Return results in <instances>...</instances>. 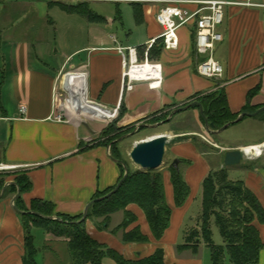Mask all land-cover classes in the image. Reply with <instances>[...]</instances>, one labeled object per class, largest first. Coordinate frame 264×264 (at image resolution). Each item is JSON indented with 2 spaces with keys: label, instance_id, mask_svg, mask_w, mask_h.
<instances>
[{
  "label": "crops",
  "instance_id": "crops-1",
  "mask_svg": "<svg viewBox=\"0 0 264 264\" xmlns=\"http://www.w3.org/2000/svg\"><path fill=\"white\" fill-rule=\"evenodd\" d=\"M118 1L142 6L141 24L128 30L125 36L110 32L113 22L106 18L94 22L85 18L90 27L89 43L72 53H65L62 63L55 64L49 45L37 43L34 47L31 43L22 47L21 54L35 56L37 62L33 67L26 65L0 75V160L20 167L15 172L0 174V264H23L25 256V231L15 205L18 193L12 194L9 188L18 174H25L31 182V190L20 194L22 206L30 209L32 202L38 200L51 204L56 214L69 217L83 215L96 195L118 184L122 170L112 155L111 145H106L105 138H101V133L113 122H116L118 133L131 129L139 131L143 126L157 129L159 135L169 136L166 152L169 151L173 161H180L179 169L190 188L186 203L176 207L169 169L160 171L166 201L172 209L170 227L160 241L152 236L145 211L134 204L129 205L127 211L138 221L125 232L138 226L149 238L148 243L126 244L122 242V231L117 235L98 233L96 238L100 243L125 258L147 257L162 248L165 264H211V255L203 241L196 251L179 248L185 244L186 233L200 227L197 216H190V211L201 196L203 205L204 179L210 172L226 168L222 145L230 149L261 146L260 155L253 154L254 158H250L252 154L245 155L247 158L233 169L243 172L246 186L264 207V140L246 146L232 145L220 139L223 131L210 132L206 128L198 108L182 110L166 122L176 110L196 103L207 94L221 91L234 115L240 116L245 109L251 111L264 106V0H215L229 3L224 7V21L219 28L224 40L217 45L215 54L223 64L222 79L211 80L197 74L200 58L195 50L196 28L188 24L178 31V50L167 51L160 41L149 50V62L163 67L161 88L151 89L147 82H137L132 91L126 90L125 68L116 48L137 47L139 60L143 62L148 43L163 32L156 15L167 1L211 0ZM248 2L254 6H247ZM179 6L186 11L201 8L196 4ZM1 47L2 44L0 51ZM6 49L10 48L5 44L3 50ZM2 66L0 60V69ZM15 70H21L26 80L16 86L11 81L5 83ZM86 84L89 100L105 110L117 109L115 116L108 121L102 120L104 123L96 118L83 120L68 116L63 90L74 97L76 105H86ZM252 92L255 94L248 100ZM22 106L26 107L25 114L20 112ZM86 112L94 115L98 110L88 105ZM168 114L166 120L153 123ZM61 115H65L64 121L57 122V116ZM187 119L194 129H181ZM194 136L205 142L201 144L192 138ZM188 137L189 140L184 141ZM118 213H122V221L117 226L124 219V213ZM256 227L264 243V225L256 222ZM36 229L39 228H33L32 232ZM46 243L65 242L46 234ZM44 251L41 248L39 253ZM257 264H264V250L260 252Z\"/></svg>",
  "mask_w": 264,
  "mask_h": 264
},
{
  "label": "trees",
  "instance_id": "trees-1",
  "mask_svg": "<svg viewBox=\"0 0 264 264\" xmlns=\"http://www.w3.org/2000/svg\"><path fill=\"white\" fill-rule=\"evenodd\" d=\"M59 6L64 11L77 13L89 21L101 20V17L92 13L86 2L76 5L59 4ZM132 6L136 23L141 24L142 6L139 3H133ZM254 94L255 92L250 93L248 100H251ZM197 103L202 106L201 120L204 125L207 122L210 132L221 130L239 117V115L230 112L226 95L222 91L207 94L199 98ZM192 108L199 109L196 105ZM258 110L259 108L251 111L245 109L242 113L247 111L254 113ZM169 114L153 121V123L166 120ZM257 117L264 122V112ZM142 129H144L143 126L140 130ZM118 132L116 122H113L101 133V138H105L106 145H111L112 155L122 170L119 183L124 178L127 168L120 157L116 156L118 140L124 135V133ZM133 132L134 129H131L126 133ZM181 162L185 163L184 160ZM168 169L174 189L175 205L182 207L190 195V188L180 169L177 170L173 166ZM128 172V176L115 194L104 200L95 201L91 205L86 222L94 224L95 231L99 233L108 232L117 235L122 231V242L126 244L148 243L149 238L141 232L138 226L125 232L138 221L134 214L127 211V207L134 204L145 211V219L152 236L155 240L160 241L170 227L172 218V209L166 201L163 174L159 171L129 170ZM3 182L1 181V183ZM116 186L96 195L93 200L106 196ZM9 188L12 194L18 192L23 194L31 190V182L25 174H18ZM202 190L203 210L200 227L186 233L185 244L179 250L196 251L200 241H203L210 250L211 264H225L227 256L232 264H257L260 252L264 250V243L256 227V222L264 225V207L258 197L248 189L244 181H231L227 168L210 172L202 183ZM15 205L25 231L23 264H39L36 261L39 249L35 246L33 228L43 229L51 237L63 240L68 247L70 264H103L105 258H109L117 264H165L162 248H158L147 257L134 260L125 258L92 236L91 234L95 231L86 230L82 225L77 224L83 215L69 217L56 214L51 204L38 200L32 202L30 209H26L22 206L21 195L17 197ZM118 212L124 213L123 222L116 228L110 229L112 215ZM212 220L215 221L220 231L224 241L223 245H216L213 240Z\"/></svg>",
  "mask_w": 264,
  "mask_h": 264
},
{
  "label": "rangeland",
  "instance_id": "rangeland-1",
  "mask_svg": "<svg viewBox=\"0 0 264 264\" xmlns=\"http://www.w3.org/2000/svg\"><path fill=\"white\" fill-rule=\"evenodd\" d=\"M83 2L87 3L94 15L113 22L111 30H109L112 33L114 32L119 35L122 33L125 36V34L129 33L128 30H133L137 25L133 6L130 3L118 0H0V44H2L0 60L3 64L0 69V75H3L8 70L26 65L33 67L32 65L37 60L33 55L21 54V49L24 45L28 46L31 43L34 47L38 45L37 43L49 45L55 64L64 61L63 56L65 53H72L75 49L86 46L90 40V27L87 25L88 23L85 18L77 13L64 11L59 6V4L76 5ZM5 44L10 48L8 50L6 49V52L3 50ZM217 59H220L219 56H217ZM20 71L15 70L8 76L9 78L6 79L5 83L11 81L14 84L13 86H16L25 81L26 79L24 78L26 77ZM15 76L17 77L15 78ZM68 116L85 120L84 117L78 118L76 115ZM99 122L104 123L102 120H99ZM103 126H106V124ZM181 129H194V127H192L190 120L187 119L181 125ZM137 130L133 133H124L118 140L119 146L117 153L115 152L116 156L118 155L120 157L128 171H140L139 167L130 158L134 146L141 141L159 135L158 130L151 127H144L142 130ZM219 137L220 139L227 140L232 145L241 144L246 146L251 143L261 142L264 140V122L258 117H246L241 122L225 129ZM189 138H184V141L189 140ZM192 138L201 144L205 142L198 136ZM172 144H170V147ZM250 158H254V155H251ZM172 163V156L168 151L165 154L164 165L156 171L160 172L165 170L172 166ZM227 170L231 181H244L245 176L243 172L233 169V167H228ZM201 197L190 211V216L196 215L198 222L202 215ZM121 217L122 213L113 215L110 229L115 228L122 221ZM77 224L82 225V227L89 231L96 230L94 224L86 222L83 219L78 221ZM211 229L215 244L223 245L224 241L214 220H212ZM98 233L95 231L91 235L96 237ZM32 234L38 249H45L44 252L39 253L36 257V261L39 264H70L71 261L66 243H46L47 233L43 229H36ZM208 252L210 254L209 249ZM103 264L117 263L109 258H105ZM225 264H232L229 256L226 257Z\"/></svg>",
  "mask_w": 264,
  "mask_h": 264
},
{
  "label": "built area",
  "instance_id": "built-area-1",
  "mask_svg": "<svg viewBox=\"0 0 264 264\" xmlns=\"http://www.w3.org/2000/svg\"><path fill=\"white\" fill-rule=\"evenodd\" d=\"M166 6L163 7L156 15V21L162 27V34L159 38L150 41L147 45L145 53V60H139L137 47H117V53L122 57L125 72L124 80H126V90L132 91L134 84L137 82H147L151 89H160L163 82V67L158 63H151L148 60L149 50L161 42L162 47L167 51L178 50L180 45L178 31L181 27L188 24H193L196 28L195 34V50L197 56L200 58L196 71L200 77L220 80L224 75V68L222 64L216 59V47L219 43L223 42V35L220 33L219 28L224 21V7L229 5L227 2L222 1H167ZM181 4H196L201 6L196 11H186L181 8ZM247 6H254L250 2ZM202 58V59H201ZM85 102L88 105L100 108L103 113L108 114L104 121H108L111 117L117 114V109L114 111L105 110L104 108L93 104L87 93V84L85 86ZM65 91L67 113L72 116L92 118L88 114L78 111L76 108L77 101L73 100L68 91ZM21 114L26 113V107L20 108ZM65 115L57 116L56 121H64ZM102 120V119H98ZM251 147L243 148L246 155V150ZM247 156V155H246ZM19 166H11L0 160V174H8L18 170Z\"/></svg>",
  "mask_w": 264,
  "mask_h": 264
},
{
  "label": "water",
  "instance_id": "water-1",
  "mask_svg": "<svg viewBox=\"0 0 264 264\" xmlns=\"http://www.w3.org/2000/svg\"><path fill=\"white\" fill-rule=\"evenodd\" d=\"M195 105L199 107L200 112L202 114V106L200 105V103L196 102V103L190 104L186 108L176 110L173 114H171V116L168 118V120L166 122H169L170 119L173 118V116L176 113H178L182 110H187L189 108H192ZM262 112H264V106L254 113H242L237 118V120L226 125L224 128L219 130L218 133L224 131L225 129H227L231 125L239 123L245 117H257ZM206 128L208 129L207 122H206ZM169 142H170V137L167 135H158V136H154L148 140L141 141L134 146V148L130 154V158H131L132 162L136 166L139 167L140 171H142V172L156 171L164 165V158H165V154H166L167 145ZM222 147L224 149V159H223L224 167H226V168L234 167V166H238L242 163V161L245 158V153H244L243 149H230L227 145H222ZM179 164H180V161L178 159H175L172 163V166L178 170ZM128 173H129L128 169H125L124 178L117 184L116 188L112 192H110L109 194H107L106 196H104L102 198H99V199H96V200H93L92 202H90V204L86 207V209L84 211L83 218H82L83 220H86V217L88 215V211H89L91 205L95 201L104 200V199L112 196L113 194H115L119 190L122 182L128 176ZM19 195H20V192H18L17 196H19Z\"/></svg>",
  "mask_w": 264,
  "mask_h": 264
},
{
  "label": "bare ground",
  "instance_id": "bare-ground-1",
  "mask_svg": "<svg viewBox=\"0 0 264 264\" xmlns=\"http://www.w3.org/2000/svg\"><path fill=\"white\" fill-rule=\"evenodd\" d=\"M86 103V102H85ZM78 107L76 108L77 110L78 109H80V111L81 112H84V113H86L87 114V107H88V104L86 103V105H77ZM91 106V105H90ZM92 107H94V108H96L97 110H98V113H94V115H92V114H88V116L89 117H92V118H96V119H104V118H107V116H108V114H106V113H103L101 110H100V108H98V107H95V106H92ZM253 155V154H258V155H260L261 154V146H253V147H251V148H248L247 150H246V155Z\"/></svg>",
  "mask_w": 264,
  "mask_h": 264
}]
</instances>
